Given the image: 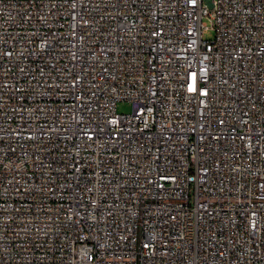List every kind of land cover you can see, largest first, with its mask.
<instances>
[{"label":"built area","instance_id":"obj_1","mask_svg":"<svg viewBox=\"0 0 264 264\" xmlns=\"http://www.w3.org/2000/svg\"><path fill=\"white\" fill-rule=\"evenodd\" d=\"M0 264H264V0H0Z\"/></svg>","mask_w":264,"mask_h":264},{"label":"rangeland","instance_id":"obj_2","mask_svg":"<svg viewBox=\"0 0 264 264\" xmlns=\"http://www.w3.org/2000/svg\"><path fill=\"white\" fill-rule=\"evenodd\" d=\"M211 36H212L211 33H207V34L204 35V38L210 39ZM116 110H117V113L124 114V113H129L131 108H130V106L127 103H119L117 105Z\"/></svg>","mask_w":264,"mask_h":264},{"label":"snow or ice","instance_id":"obj_3","mask_svg":"<svg viewBox=\"0 0 264 264\" xmlns=\"http://www.w3.org/2000/svg\"><path fill=\"white\" fill-rule=\"evenodd\" d=\"M190 90H193V89H190Z\"/></svg>","mask_w":264,"mask_h":264}]
</instances>
